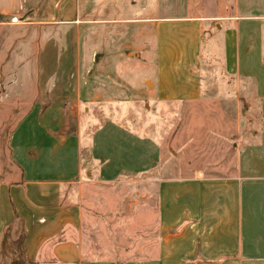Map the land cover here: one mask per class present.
Listing matches in <instances>:
<instances>
[{
    "label": "crops",
    "instance_id": "0c3cea01",
    "mask_svg": "<svg viewBox=\"0 0 264 264\" xmlns=\"http://www.w3.org/2000/svg\"><path fill=\"white\" fill-rule=\"evenodd\" d=\"M158 1L167 6L168 0H0V46L10 39L9 29L15 40L35 30L40 103L64 109L104 102L106 85L97 84L95 73L105 65L124 64L125 55L132 66L149 49L154 19L147 11ZM204 1L208 14L187 15L180 22L188 23L181 26L184 36L206 34L212 42L215 26L225 44L226 68L253 83L263 117L264 0ZM238 38L244 45L238 47ZM186 80L178 87L163 80L150 97L199 99L206 79ZM112 87L111 94L118 91ZM41 113L36 106L13 133L10 156L21 166L22 179L0 182V254L6 229L18 224L25 233L24 264H264V129L240 149L233 175L160 179L156 250L123 259L101 257L83 245L82 217L88 209L82 206L85 162L79 141L74 135L62 143L58 128L42 125ZM131 149L133 166L140 167ZM30 150L39 153L31 157Z\"/></svg>",
    "mask_w": 264,
    "mask_h": 264
},
{
    "label": "rangeland",
    "instance_id": "374dc122",
    "mask_svg": "<svg viewBox=\"0 0 264 264\" xmlns=\"http://www.w3.org/2000/svg\"><path fill=\"white\" fill-rule=\"evenodd\" d=\"M204 2L168 0L167 6H161L158 1L155 9L149 8L147 14L154 19L149 49L132 66L125 55L124 64L105 65L95 73L97 84L106 85L104 102H81L64 109L61 104L40 103L35 30L15 40V32L9 29L10 39L0 46V182L21 181L22 168L15 155L10 156L13 133L38 106L42 125L58 128L62 143L77 135L85 162L82 206L88 209L83 210L82 242L96 255L132 259L154 253L159 180L233 175L240 149L264 129L255 87L226 68L225 44L215 26L212 42L206 34L184 36L181 26L188 23L180 22L187 15L208 14ZM243 40L237 39L238 47ZM188 78L206 79L199 99L165 102L150 97L163 80L178 87ZM109 84L118 90L115 94L108 91ZM132 146L140 167L133 166ZM38 153L29 152L31 157ZM19 235L20 226H11L8 242ZM11 252L0 254V264H18Z\"/></svg>",
    "mask_w": 264,
    "mask_h": 264
},
{
    "label": "trees",
    "instance_id": "16d2710c",
    "mask_svg": "<svg viewBox=\"0 0 264 264\" xmlns=\"http://www.w3.org/2000/svg\"><path fill=\"white\" fill-rule=\"evenodd\" d=\"M22 223V221H21ZM11 228L8 227L4 233V237L2 240V248H1V253L6 252L7 251H12L11 253H14L17 258H18V264H24L25 260H24V255H23V241L25 239V233L23 228H20V235L18 237V239L16 241H11L8 242L7 240V231ZM9 248V249H8Z\"/></svg>",
    "mask_w": 264,
    "mask_h": 264
}]
</instances>
